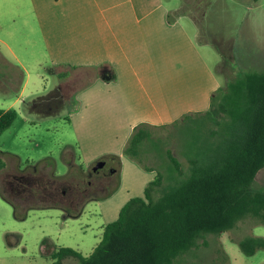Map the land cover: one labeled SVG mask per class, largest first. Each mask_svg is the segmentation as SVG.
<instances>
[{"label":"trees","instance_id":"obj_1","mask_svg":"<svg viewBox=\"0 0 264 264\" xmlns=\"http://www.w3.org/2000/svg\"><path fill=\"white\" fill-rule=\"evenodd\" d=\"M47 72L57 82L22 100L23 110L33 117L67 119L59 86L67 73ZM194 115L204 117L202 125L186 138L185 147L173 145L184 162L173 154L172 144L160 146L168 137L162 132L167 124L139 122L131 128L123 153L154 171L153 178L141 196L128 198L116 218L102 226L89 254L57 247L49 252L51 264H228L219 235L237 226L245 232L248 226L264 225V71L242 73L211 93L206 110L184 113L181 119ZM15 116L12 108L0 109V134ZM254 181L260 187L252 188ZM62 183L50 166L37 163L0 179V198L15 220L43 208L70 217L71 211L53 199L55 186ZM236 244L245 256L264 250V238L250 233ZM202 249L207 262L195 259Z\"/></svg>","mask_w":264,"mask_h":264},{"label":"rangeland","instance_id":"obj_2","mask_svg":"<svg viewBox=\"0 0 264 264\" xmlns=\"http://www.w3.org/2000/svg\"><path fill=\"white\" fill-rule=\"evenodd\" d=\"M164 2L169 9L177 5L170 14L179 18L199 46L220 83L219 87L242 73L264 71V0L256 3L250 0H202L199 8L193 10L194 23L187 11L192 9L194 0L190 1L191 6L185 5L183 0ZM4 40L11 43L22 59V37ZM228 40L231 47H228ZM66 73L69 78L59 80V86L68 116L82 106L77 95L85 88L84 83L91 78L92 72L77 69ZM56 82L52 75H46L44 79L33 78L21 91V70L0 42V109L12 108L16 113L12 124L0 134V161L4 165L0 169V179L37 163L50 166L63 182L55 186L53 199L63 203L72 213L70 217H63L57 208L33 209L28 211L25 219L15 220L10 205L0 198V264H51L49 252L57 247H68L86 256L98 241L102 226L111 220L106 215L101 216V209L112 206L113 214L127 193L138 191L132 186L134 182L144 186L155 174L144 170L123 153L125 142L117 153L89 158L90 151L77 148L73 127L62 119V115L43 118L27 115L22 100L46 92ZM177 119L163 129L168 137L161 140L160 146L172 144L173 154L184 162V157L174 146L185 147L186 138L202 125L204 117L194 115L184 120L179 116ZM98 159L104 161L103 166L87 176L89 164ZM258 187L260 185L254 181L252 188ZM111 194L114 196L105 200ZM255 226L258 225L244 228L245 232L239 231L237 226L219 235L228 264L263 263L264 250L245 256L236 244L248 233L255 235L252 231ZM44 239L47 242L43 243ZM207 254L206 249L199 250L195 259L207 262Z\"/></svg>","mask_w":264,"mask_h":264},{"label":"crops","instance_id":"obj_3","mask_svg":"<svg viewBox=\"0 0 264 264\" xmlns=\"http://www.w3.org/2000/svg\"><path fill=\"white\" fill-rule=\"evenodd\" d=\"M201 1L187 10L193 23ZM176 6L169 9L164 0H0V42L21 70V91L30 79L52 75L49 68L92 72L77 95L82 106L62 119L73 127L77 148L90 151L87 157L112 155L135 124L162 125L204 111L219 87L199 46L170 14ZM19 35L22 59L4 40ZM137 185L113 214L109 206L101 216L113 221L128 198L141 196L144 186ZM252 231L264 238V225Z\"/></svg>","mask_w":264,"mask_h":264},{"label":"water","instance_id":"obj_4","mask_svg":"<svg viewBox=\"0 0 264 264\" xmlns=\"http://www.w3.org/2000/svg\"><path fill=\"white\" fill-rule=\"evenodd\" d=\"M104 164L103 160H97L95 161L94 165H93V170H97L98 168H101Z\"/></svg>","mask_w":264,"mask_h":264},{"label":"flooded vegetation","instance_id":"obj_5","mask_svg":"<svg viewBox=\"0 0 264 264\" xmlns=\"http://www.w3.org/2000/svg\"><path fill=\"white\" fill-rule=\"evenodd\" d=\"M93 165H94V163L92 165H90L89 170L86 171V175L87 176H90L91 174L96 173V172L99 171L100 168H98L97 170H93V168H92Z\"/></svg>","mask_w":264,"mask_h":264}]
</instances>
